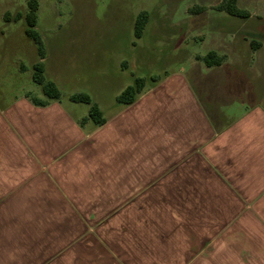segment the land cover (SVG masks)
Segmentation results:
<instances>
[{
  "label": "crops",
  "instance_id": "crops-1",
  "mask_svg": "<svg viewBox=\"0 0 264 264\" xmlns=\"http://www.w3.org/2000/svg\"><path fill=\"white\" fill-rule=\"evenodd\" d=\"M231 39L222 65L189 57L128 106L122 62L101 127L63 101L69 51L47 49L62 100L0 102V264H264V83L254 99L238 78H263L264 43Z\"/></svg>",
  "mask_w": 264,
  "mask_h": 264
},
{
  "label": "rangeland",
  "instance_id": "rangeland-1",
  "mask_svg": "<svg viewBox=\"0 0 264 264\" xmlns=\"http://www.w3.org/2000/svg\"><path fill=\"white\" fill-rule=\"evenodd\" d=\"M221 1L40 0L36 29L48 53L56 46L69 51L64 58L69 81L61 84L64 103L76 113L87 115L89 105L72 106L76 104H71L67 94L87 92L90 87L92 100L101 99L105 113L111 112L113 95L131 79L125 75L117 81L124 61H132L130 74L144 78L147 86L186 64L189 57L197 58V53L206 54L218 46L230 50L227 40L232 36L245 37L253 49L259 48L264 43V0H239V6L250 12L247 19L214 9ZM27 2L0 0V102L4 103L26 92L44 98L42 86L32 79V65L39 55L36 44L25 34ZM195 6L207 9L192 13L190 9ZM142 11H148L150 18L143 36L138 38L134 25ZM6 13L11 15L10 22L5 19ZM18 14L23 18L16 21ZM262 55L257 67H264V49L259 57ZM23 65L27 71L21 73ZM238 78L244 82L243 87L245 84L252 90L254 95L249 96L256 99L255 89L264 83V76H248L250 81Z\"/></svg>",
  "mask_w": 264,
  "mask_h": 264
},
{
  "label": "trees",
  "instance_id": "trees-1",
  "mask_svg": "<svg viewBox=\"0 0 264 264\" xmlns=\"http://www.w3.org/2000/svg\"><path fill=\"white\" fill-rule=\"evenodd\" d=\"M28 12L26 13L24 19L26 22L25 34L31 39L37 46V51L39 55V60L33 64V81L42 86V91L44 98H39L35 96H30V100L34 105L44 107L49 105L53 101L62 100V92L57 84L46 77V66L45 58L47 55V48L43 42L42 36L36 29L39 20V10H40V0H28L27 2ZM207 8L201 6H195L190 9L192 13L203 12ZM214 9L219 11H224L231 16L247 19L249 18L250 12L246 9H242L238 0H222L218 3ZM23 18L22 14H18L15 18L19 21ZM149 12L142 11L138 14L135 20V35L141 38L146 30L149 22ZM6 21L10 22V13L5 14ZM199 60H202L208 67L220 66L225 61L224 56H220L216 51H210L205 56H198ZM157 80L155 81V83ZM146 80L144 78H136L134 83L127 87L122 93H120L116 100L117 103L122 106H128L133 104L137 98L145 91ZM70 100L76 103L88 104L90 107L89 115L79 120V124L84 126L87 122H92L95 127H101L106 123V118L101 107L95 103L92 98L86 93H76L70 96Z\"/></svg>",
  "mask_w": 264,
  "mask_h": 264
}]
</instances>
